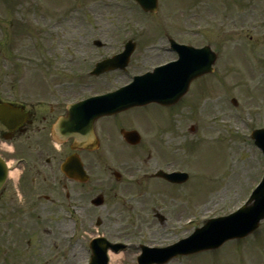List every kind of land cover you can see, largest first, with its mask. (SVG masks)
I'll return each mask as SVG.
<instances>
[{
	"label": "rangeland",
	"instance_id": "374dc122",
	"mask_svg": "<svg viewBox=\"0 0 264 264\" xmlns=\"http://www.w3.org/2000/svg\"><path fill=\"white\" fill-rule=\"evenodd\" d=\"M188 1L159 0L158 12L148 15L132 0H0V49L5 53L0 99L27 101L39 95L47 100L44 95L51 93L72 101L117 88L162 61L145 46L146 39L160 37V26L170 22L173 28L187 31L196 24V15L209 23L217 21L212 11L202 5L193 9L186 5ZM131 38L142 40L126 70L129 73L93 81L88 72L94 63L117 53L123 41ZM92 40H99L108 49L95 48ZM239 55L227 62L243 70L231 78L229 94L237 107L227 103L223 110L217 100L198 106V133L191 130L194 109L183 110V133L175 146L177 168L189 173L188 182L177 190L120 186L102 194L103 207L93 209L88 202L86 218L82 217L86 222L71 217L73 264H83L82 247L97 230L110 240L130 235L147 246L164 247L187 237L207 219L232 213L246 201L264 166L249 138L250 128L257 126L254 113L259 104V78L244 71L256 62H246ZM207 134L212 136H203ZM174 143L169 141L168 145ZM107 174L104 169L103 176ZM89 188L88 201L101 191L92 183ZM156 213L165 218L162 224L154 217ZM96 219L102 223L99 227ZM80 225L85 227L83 231ZM131 252L139 254L137 248ZM120 255L122 259L112 264H136L130 253ZM167 264H264V221L242 240L226 243L217 251L180 256Z\"/></svg>",
	"mask_w": 264,
	"mask_h": 264
},
{
	"label": "flooded vegetation",
	"instance_id": "af4514ba",
	"mask_svg": "<svg viewBox=\"0 0 264 264\" xmlns=\"http://www.w3.org/2000/svg\"><path fill=\"white\" fill-rule=\"evenodd\" d=\"M186 5L193 9L204 6L216 14L217 21L209 23L196 15V24L187 31L173 28L167 22L165 27H160V37L146 39L145 46H149L151 55L156 53L162 59L157 65H168L179 58L173 44L191 46L198 59L205 58V62L197 64L198 71L203 68L206 72L195 78L187 94L170 107L154 103L96 118L91 131L94 139L89 146L91 150L81 142L91 113L72 109L74 101L51 93L44 95L47 100L39 95L27 101L0 99V115L6 117L4 122L0 120V160L5 165V179L0 188V264H73L71 217L86 222L90 183L101 189L96 196L120 186L181 188L182 185L167 182L159 173L178 171L175 144L183 133V110L194 109L191 130L198 133L201 131L198 106L216 100L223 110L227 103L232 105L231 78L243 70L230 67L227 62L236 58L240 50L243 60L256 62V65L249 63V69L244 72L259 78V104L254 118L257 128H264V0H189ZM140 40L134 39L135 50ZM97 49L108 47L103 44ZM4 56L0 49V93L4 83L1 74ZM127 73L113 71L93 81ZM60 120L63 122L58 125ZM136 132L138 144H135ZM127 133L131 136L125 137ZM169 141L175 143L169 146ZM104 169L108 172L106 177ZM84 172L89 177L87 182H83ZM80 229L83 231L85 227L80 225ZM133 238L123 235L108 241L127 245L117 254L127 252L136 260L137 255L131 252L136 242ZM82 251L83 264H89V246L82 247ZM111 254L107 251V264L111 262Z\"/></svg>",
	"mask_w": 264,
	"mask_h": 264
},
{
	"label": "water",
	"instance_id": "95a60500",
	"mask_svg": "<svg viewBox=\"0 0 264 264\" xmlns=\"http://www.w3.org/2000/svg\"><path fill=\"white\" fill-rule=\"evenodd\" d=\"M145 12H155L157 0H135ZM98 44V43H97ZM99 45V44H98ZM177 49L187 50V47L176 46ZM133 51V44L128 43L125 50L110 59L95 65L92 75H99L113 69H125L129 56ZM196 51L189 49L182 52L180 60L171 67L158 68L152 74L135 77L133 82L114 92L101 97H95L81 102L74 108L90 109L95 113L93 118L110 112L118 111L126 106H138L149 102L160 104H173L185 94L189 82L203 72H198L195 67ZM204 59L199 58L202 62ZM90 130V129H89ZM255 145L263 152L264 156V131L252 134ZM4 169L0 164V184ZM179 182L186 180V175L179 177ZM101 198L93 204L100 205ZM264 219V177L259 186L253 191L246 204L226 217L209 220L204 227L196 230L190 237L165 249L151 250L143 248L139 264H161L177 255H188L201 250L218 248L230 239L244 238L257 229L258 224ZM160 220H162L160 218Z\"/></svg>",
	"mask_w": 264,
	"mask_h": 264
},
{
	"label": "bare ground",
	"instance_id": "6f19581e",
	"mask_svg": "<svg viewBox=\"0 0 264 264\" xmlns=\"http://www.w3.org/2000/svg\"><path fill=\"white\" fill-rule=\"evenodd\" d=\"M122 259V256L121 255H111L110 256V264H112L113 261H117V260H120Z\"/></svg>",
	"mask_w": 264,
	"mask_h": 264
}]
</instances>
